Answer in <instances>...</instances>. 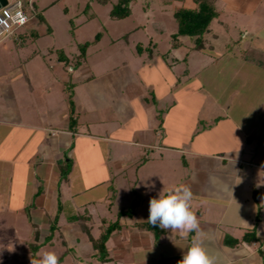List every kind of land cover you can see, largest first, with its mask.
Here are the masks:
<instances>
[{
  "label": "crops",
  "instance_id": "0c3cea01",
  "mask_svg": "<svg viewBox=\"0 0 264 264\" xmlns=\"http://www.w3.org/2000/svg\"><path fill=\"white\" fill-rule=\"evenodd\" d=\"M14 1L16 0H0V3L2 6L6 2L12 3ZM217 1L222 2L224 9H236L244 17H251L260 6L264 7V0H215L214 6ZM32 2L31 0V4ZM40 7L37 5L34 14L36 12L41 14L44 18L42 22L37 20L35 15L29 16L27 23L17 28L13 35L0 39V46L3 50L8 46L7 39L12 40L10 45L15 50L12 53L17 59L20 58L19 53L27 39L33 42L40 35L47 33V29L43 27L47 21L44 15L45 11ZM260 13L258 17V13L253 16L254 22L261 20L260 23H264V8L261 9ZM218 22L221 21L218 20ZM209 33L215 38V33L211 29L207 35ZM21 39L23 40L21 41ZM209 44L210 48L195 50L206 58L201 63L200 69L209 67L220 58L219 54L214 51L212 44L210 42ZM12 48L7 47L8 50H13ZM144 48L142 47V49ZM193 51L189 49V52ZM41 52L42 49L38 48L32 50L31 54L33 55H29L25 60L15 61L16 64H10L9 67H6L7 71L3 73L4 75L0 73V163L8 165L9 168L13 166L22 168L23 165H26L33 169L32 184L38 185V182H41L43 186L45 185V193L36 204L39 210L48 208L49 197H53L52 188L56 186L58 199L54 203L55 206L57 207L58 201L62 204L67 203L75 212L79 213L73 205L72 199H70L73 195L70 198H63V181L66 178H60V165L67 160H70L72 166L76 163L74 160L72 161L73 151L83 139L156 150L157 156L148 155L146 157L142 155L137 158L134 165L138 171L150 162L154 165L157 163L155 165L157 167L151 168L150 176L151 179H159L161 183L154 186V182L148 180L142 189L145 191L143 192L144 200L139 203H132L133 214L142 215L137 219L134 217V220L130 222L125 221L123 216L119 217V226L110 233L105 242L107 250L105 262L110 264L114 260L120 264H158L159 257H155V255L146 257L137 254L141 250L154 246L165 254L166 264H177L182 252L186 250L193 239H196L202 243L205 251L214 258V264L264 263V101L258 104L252 113H243L240 116L242 118L237 117L233 121L229 117L227 99L223 103L226 109L223 110L218 107L215 99L205 101V97L200 95V102L196 108L195 116H193L195 119L193 123L196 125L194 127L192 125L182 127V121L178 125L175 124H177V116L181 117L185 113L184 111L177 110L173 114L176 117H173L168 124L165 120L168 113L165 108L168 103H164L163 109L160 108V104L156 105V100H169V108L174 107L178 100L174 95L176 91L173 94L171 92L163 93L155 99L151 95L154 92L150 88L152 92L150 91L149 94L152 97L148 98L144 95L145 91L142 88L141 81L143 80L141 79L139 82L131 75L128 66L126 69L118 71L119 75L112 73L111 77H107L106 80L99 78L95 81L92 76L87 74V68H80L81 64L77 68H72L76 71V75L83 76V80L73 83L74 86L72 85L76 121L74 129L70 130L67 127V103L65 102V106L56 103L64 102L65 97L63 101L60 100L59 96L56 98L52 96L51 99L52 93L46 91L47 96L44 100H40L38 96L33 94L34 78L42 76L44 70L43 65L38 61L35 62L36 68L33 71L32 61ZM182 60L185 61V68L177 75L178 77H175L176 83L171 81L169 85L173 82L175 83L174 86H177L181 76L186 85L179 89L191 93L194 89L191 87L192 84L190 85V79L196 75L193 72L194 68L192 69L186 64L187 58ZM175 61L177 62L178 59ZM60 80L63 84L65 83L63 78ZM79 88L85 89V95H81L82 91L79 92ZM196 93L198 92L196 91ZM204 102L210 103V106L205 105ZM150 104L151 108L146 112L154 116V121L152 122L150 119L152 124L148 122L147 127L134 128L131 133L133 136L139 134L141 141L120 135L121 129H125L128 121L135 116L134 111L137 112L140 107L146 110ZM155 109L161 111L155 114ZM91 111L97 112L96 118L80 122V115L90 114ZM163 114H165L164 117ZM198 122H204V129H197ZM219 122L226 124L228 130L231 131L228 133L224 131V135L220 136L219 139L207 136L205 133H207L206 130H209V126ZM246 122L249 125H245ZM156 123L157 125H155ZM81 125L83 131H81ZM148 129V132H153L152 137H149ZM31 144L32 148L27 152ZM33 150L35 151L33 152ZM183 155L188 156L184 157ZM176 158L181 159V167L183 168L182 174L178 176L174 175L178 172L176 170L178 163L174 162L177 160ZM107 180L106 178L100 183L103 184ZM138 180L141 178L136 175L135 185ZM179 184L188 186L193 194L190 203L198 220V229L195 232H190L187 238H181L176 229H163V233L154 241L150 231L138 229L135 224L146 220L150 198L155 197L159 190ZM110 185L112 186V184L106 185V191L100 197H94L93 201H88L81 207L79 206L82 212L88 213L87 207L92 202L101 200L108 207L117 206L118 189L114 185L110 189ZM35 193H37L36 188H34ZM142 202H145L144 205ZM127 204L118 205L116 217L118 210L129 207ZM88 215L90 216L89 213ZM64 218V216L61 217V219ZM103 219L114 221V219L101 217L97 225L98 234ZM89 221H91V216ZM57 223L56 228H59ZM41 224L43 225V223ZM89 228L91 230V227ZM42 229H44L43 226ZM78 229L80 230L79 226ZM251 230H254L255 233V240L251 243L239 241L234 246L224 244L225 236L240 240L245 232ZM83 234L90 243H87L89 246L87 252H82L83 258L87 259L90 254L94 253V250L87 235ZM90 235L92 236L91 233Z\"/></svg>",
  "mask_w": 264,
  "mask_h": 264
},
{
  "label": "rangeland",
  "instance_id": "374dc122",
  "mask_svg": "<svg viewBox=\"0 0 264 264\" xmlns=\"http://www.w3.org/2000/svg\"><path fill=\"white\" fill-rule=\"evenodd\" d=\"M32 1L31 4V0H20L29 16L34 15L37 5L41 6L40 9H44L47 24L45 23L43 27L47 29V33L40 35L33 42L27 39L19 53V59L14 57L15 54L12 52L15 50L10 45L12 40L8 38L7 47L13 50H8L7 47L3 50L0 46V73H6V67H9L10 64H16L15 61L19 62V60H25L29 55H33L31 54L32 50L42 49L40 55L32 61L33 71L36 68L35 62L39 61L43 65L42 76L38 74L40 77L34 78L33 94L38 96L40 100H44L47 96L46 91H50L52 93L51 99L52 96L55 98L59 96L60 100L63 101L65 97L64 102H56L58 105L65 106L67 103L66 93L72 91L71 89L75 85L73 83L83 80V76L76 75V71L72 67L79 53L78 44L87 42L89 45L86 48L84 60L80 63L82 64L80 68H87V74L92 76L95 81L99 78L106 80L107 77H111L112 73L119 75L118 71L126 69L128 66L131 75L139 82L141 79L143 80L141 84L146 97L154 96L157 98L163 93L171 92L173 94L176 91L174 95L178 100L174 107L169 108V100H156V105L160 104L161 109H163L165 102L168 103L165 108L168 111L165 116L168 124L173 117H176L173 114L177 110H182L185 113L181 117L177 116V124L175 125L182 121V127L188 125L194 127L196 124L193 123L195 121L193 116L197 111L200 95L205 97V101L215 99L218 107L223 110L226 109L223 103L227 99L229 117L233 121L243 113H252L258 104L264 101V67L259 66L264 64V59L263 61L260 60V64L258 63L259 65L256 66L252 62L258 60H254L253 57H259V55L249 53L253 56L249 57L246 54L244 56L243 52L248 46L264 51V23H260L261 20L258 22L252 20L256 13H258L257 17L261 14V9L264 8L262 6L255 11L253 16L244 17L236 9H224L220 1L215 3V10L218 14L209 24V29L215 33V38L212 37L211 33L206 37L220 58L209 67L200 69L201 63L206 58L195 50L189 52V47L193 45L190 39L182 38L180 47L169 49L170 34L176 29L173 11L180 6L192 8L194 6L193 0H172L169 4H165L163 0H131L129 4L130 14L121 19H113L108 14L117 0ZM126 33L128 36L124 37L123 35ZM96 34L99 35L94 41ZM6 37L7 35H2L0 39ZM148 42L153 44V46L150 45L151 53L143 50L142 54H139L136 44L146 47ZM57 49L63 51L68 64L58 59ZM185 57L187 58L186 64L190 68H194L193 72L196 75L190 79V85L192 84L191 87L194 89L191 93L179 89L186 85L181 76L180 83L174 86L175 77H178L177 75L185 68V61L182 60ZM176 59H178L177 62ZM60 78H63L64 84ZM171 81L175 83L172 82L169 85ZM150 88L154 94L151 93ZM79 89V92L82 91L81 95H85V89ZM211 103L213 102L211 101ZM209 104L208 102L205 103V105L210 106ZM150 106L151 104L147 106L148 109L146 110L140 107V110L134 111L135 116L128 121L125 129H121L120 135L141 141L139 134L133 136L131 133L134 128L147 127L150 119L152 122L154 121V116L146 112L149 111ZM160 111L155 109L154 113L157 114ZM96 114L95 111H91L90 114L84 113L79 117L80 122L96 118ZM152 122L150 123L152 124ZM245 125H249V123L246 122ZM203 126L204 122L197 123L198 130L204 129ZM205 127H210L205 134L209 137L213 136L215 139L224 135V131L227 133L231 131L228 130L226 124L221 122L212 123L209 127ZM82 128L83 126L81 131H83ZM148 133L150 134L149 137L153 136V132ZM217 135L219 136L216 138ZM30 148H32V144L27 152L31 150ZM73 152L72 161L74 160L76 163L69 166L70 172H66V179L68 180L63 181L62 193L63 198H70L73 195L70 199H72L73 205L79 213H84L79 206L81 207L88 201H93L94 197H100L102 193H105L106 185L112 184L110 189L113 185L118 189V197L116 198L118 205L128 203L127 205L132 207L133 202L139 203L144 200L143 192L145 191L142 189L148 180H152L154 186L161 183L159 179H151L150 176L152 167H157L155 166L157 163L154 165L150 162L138 171L134 165L137 158L142 155L146 157L148 155L157 156L156 150L83 139ZM176 159L174 162L178 163L176 164L178 172H172L178 176L182 174L183 168L181 167V159ZM7 166L0 163V264H21V261L24 264H30L31 260L38 259L46 251L54 252L57 258H60V264H108L98 260L95 256L83 258V253L84 251L87 252L90 243L82 231L78 229L77 224L75 225L66 218L61 219L64 216L62 212L57 223L59 228H56L50 239L46 241L45 236L50 224L48 220L51 214H55L57 208L54 204L58 199L57 187L52 188L53 197H49L48 208L39 210L36 204L45 193V185L43 186L41 182H38V185L32 184L33 169L30 166L23 165L22 168L19 166L9 168ZM65 166L63 165V167ZM60 167L63 169L62 165ZM136 175L141 180H138L135 185ZM106 178L108 179L106 182L100 183ZM34 188L37 190L35 194ZM144 203L142 202L143 205ZM105 204L101 200L92 202L87 207L91 216V221L87 222L94 238L98 236L97 225L101 217L114 220L117 218L116 209L118 205L108 207ZM140 215L142 214L124 215L123 218L130 222L134 220V217L137 219ZM35 242H43L44 244L39 247L32 259L30 244ZM137 254L146 257L155 255V257H159L157 263L166 259L165 254L154 246L141 250ZM110 264L120 263L113 260Z\"/></svg>",
  "mask_w": 264,
  "mask_h": 264
},
{
  "label": "trees",
  "instance_id": "16d2710c",
  "mask_svg": "<svg viewBox=\"0 0 264 264\" xmlns=\"http://www.w3.org/2000/svg\"><path fill=\"white\" fill-rule=\"evenodd\" d=\"M172 0H163L165 4L170 3ZM178 1H183V0H178ZM131 0H117V2L111 7L109 10V17L113 19H121L124 17H127L130 14V4ZM194 6L192 8L190 7H184L180 6L177 7L173 11V17L176 23V29L173 33L170 34L169 38V49H174L179 47L182 44V38H187L192 41V46L189 47L190 50H202L205 49L206 47L210 48V44L207 41V34L209 32V24L212 21L214 17L217 15V11L215 10L214 2L215 0H193ZM37 17V20L43 21L44 18L42 17L41 14L37 13L34 14ZM99 34L95 35V39L98 37ZM124 37H127L128 34H124ZM23 39H21L22 41ZM94 41H92L94 43ZM89 44L87 42L78 44V50L79 53L77 55V59L73 63L72 68H77L81 64V61L84 60L85 57V52L86 48ZM150 45L151 42L148 43V46H146L144 49H146L149 53H151L150 50ZM136 49L138 53H141L142 46L139 44H136ZM56 52L59 53L58 59L61 60L63 63L68 64L67 58L64 55L62 50L57 49ZM244 56H252L249 53L257 54L259 57H253L254 61L252 63H255V65L260 64V60L263 61L264 59V51L259 50L257 48H252L250 46L246 47V49L243 51ZM251 59V58H249ZM259 63V64H258ZM261 67H264V64L259 65ZM66 99H67V105H68V115H67V123H68V128L71 130L74 129L75 126V115H74V104L72 100V91H69L66 93ZM66 162V163H65ZM65 163V164H64ZM70 160L64 161L62 164L65 167L63 169L60 167V178H66V172L68 173L69 171V166ZM64 174V176H61V174ZM64 214V217L67 220H71L72 222H75L78 224L80 227V230L85 233L88 237V239L91 242L92 249L94 250V253L90 254V256H95L98 260L105 262L107 260V250L105 247V242L107 238L109 237L110 233L114 231L118 226H119V217L124 216V215H132L133 214V207L129 206L127 208H123L117 211V219L114 221H105L104 219L102 220V224L100 226V232L97 236V238H93L90 235V228L87 224V221L90 220V216L88 213L85 211L83 214L82 213H77L75 212L72 207L69 204H62L61 202L58 201L57 203V208L55 214L51 215L49 217V228H48V233L45 236L46 241L50 239L51 234L54 232L56 229V223L57 219L60 215V213ZM135 226L138 229H143V230H148L153 234L154 241L158 239V237L163 233V229H160L159 227H154L153 225H150L147 223V221L143 222H138L135 224ZM255 240V233L254 230L245 232L241 239L238 240L236 238L230 237V236H225L224 237V244L228 246H234L236 245L239 241H244L246 243H251L252 241ZM44 243H39L35 242L30 244L31 251H32V259L34 257V254L38 251L39 247L43 245ZM32 261V260H31ZM21 264H24L23 261H21ZM57 264H60V258H57ZM158 264H166V260L163 259L161 262ZM264 264V263H263Z\"/></svg>",
  "mask_w": 264,
  "mask_h": 264
},
{
  "label": "clouds",
  "instance_id": "9594fccd",
  "mask_svg": "<svg viewBox=\"0 0 264 264\" xmlns=\"http://www.w3.org/2000/svg\"><path fill=\"white\" fill-rule=\"evenodd\" d=\"M193 194L184 184L159 190L157 195L148 201L147 223L160 229H176L181 238H187L190 232L198 229V220L192 210ZM30 264H57L54 252H43ZM177 264H214L211 257L199 240L193 239L181 254Z\"/></svg>",
  "mask_w": 264,
  "mask_h": 264
},
{
  "label": "built area",
  "instance_id": "2783aa9c",
  "mask_svg": "<svg viewBox=\"0 0 264 264\" xmlns=\"http://www.w3.org/2000/svg\"><path fill=\"white\" fill-rule=\"evenodd\" d=\"M29 15L20 0L6 2L0 6V36H11L17 28L24 26Z\"/></svg>",
  "mask_w": 264,
  "mask_h": 264
},
{
  "label": "water",
  "instance_id": "95a60500",
  "mask_svg": "<svg viewBox=\"0 0 264 264\" xmlns=\"http://www.w3.org/2000/svg\"><path fill=\"white\" fill-rule=\"evenodd\" d=\"M0 6H1V3H0Z\"/></svg>",
  "mask_w": 264,
  "mask_h": 264
}]
</instances>
